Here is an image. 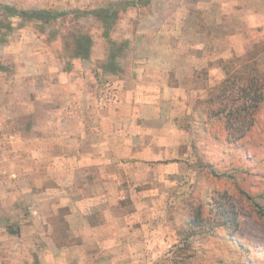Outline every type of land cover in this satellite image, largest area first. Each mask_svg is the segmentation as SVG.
<instances>
[{
    "label": "rangeland",
    "instance_id": "374dc122",
    "mask_svg": "<svg viewBox=\"0 0 264 264\" xmlns=\"http://www.w3.org/2000/svg\"><path fill=\"white\" fill-rule=\"evenodd\" d=\"M120 1L127 0H0V4L71 11ZM261 2L151 0L119 9L107 32L89 15L67 16L43 28L14 18L12 29L1 27L0 70L13 74V63H39L41 68L33 72L41 76L50 74L45 72L50 66L62 71L74 59L81 60L77 71H84L92 97L80 78L75 79L76 93L82 104L92 102L97 108V118L88 113L85 120L103 123V129L89 131L93 141L86 148L101 149L105 155L113 150L119 157L113 163L98 160L91 169H112L120 184L117 193L109 195L118 205L106 210L116 236L109 251L97 249V264H219L223 251L232 252L228 237L238 239L249 256L264 264V217L258 212V205L264 206V111L243 136L239 132L233 138L224 135L223 119L205 113V100L227 73L264 72ZM75 28L92 36L88 59L67 54L65 40ZM121 44L122 50L115 48ZM112 50L118 52L116 71L109 68ZM249 52L257 62L254 70L244 66L249 57L241 59ZM45 84L38 80L32 88L45 92ZM60 97L59 104L67 103ZM33 100L37 107L51 103ZM43 120L39 115L38 121ZM23 123H30L27 116ZM92 142L97 147L90 148ZM71 148L68 145L66 151ZM223 205H233L237 212L238 229L232 237L219 226L216 207ZM198 208L205 222L192 227ZM64 214L63 210L57 214L60 230L65 227ZM94 218L102 221L103 214ZM192 229L195 235L186 241Z\"/></svg>",
    "mask_w": 264,
    "mask_h": 264
},
{
    "label": "crops",
    "instance_id": "0c3cea01",
    "mask_svg": "<svg viewBox=\"0 0 264 264\" xmlns=\"http://www.w3.org/2000/svg\"><path fill=\"white\" fill-rule=\"evenodd\" d=\"M13 64V74L0 70V264H97V249L109 251L116 236L106 210L118 205L109 195L120 184L112 169H91L98 160L113 163L119 157L113 150L105 155L86 148L93 141L89 131L103 129V123L85 120L88 113L97 118V108L82 104L76 93L75 79L80 78L92 97L84 71H77L81 60L62 71L50 66L45 71L50 74L41 76L34 73L39 63ZM38 80L46 83L45 92L33 90ZM60 95L67 103H58ZM33 99L51 103L37 107ZM24 116L30 123H23ZM68 145L72 151H66ZM97 145L89 143L90 148ZM60 210L65 211L63 230L57 228ZM97 213L103 214L102 221L95 220Z\"/></svg>",
    "mask_w": 264,
    "mask_h": 264
},
{
    "label": "trees",
    "instance_id": "16d2710c",
    "mask_svg": "<svg viewBox=\"0 0 264 264\" xmlns=\"http://www.w3.org/2000/svg\"><path fill=\"white\" fill-rule=\"evenodd\" d=\"M139 3L150 4L151 0H127L106 7H99L90 10L74 9L71 11H56L50 9L23 10L13 5L0 4V29L1 27H6L9 30L12 29L13 26L11 20L14 18L19 19L21 24L34 22L36 24H41V28H43L44 25L63 19L67 16H74L79 19L82 16L89 15L100 20L105 26L107 32L109 31L110 26L117 20L119 9L124 10L129 6H136ZM2 40L3 36L0 37V42H2ZM109 41L112 40L109 38ZM112 42L115 43V41ZM92 46V36L80 28H75L70 33V37H67L65 40V49L67 50L68 56L72 58H90ZM122 47V44L118 45V47L115 45V48H118L119 50H122ZM252 52L245 54L241 59L244 60L249 57L247 59L250 60L249 63L244 66L254 70V67L256 68L257 66V62ZM117 56V50L114 52L112 50L111 55H109L111 58L109 68L114 69V71L117 70L115 65ZM238 60L240 59H237V61ZM102 66L104 67L103 70L106 71L107 65L103 64ZM205 102L207 104L206 108H208L205 113H210L212 116L221 118L225 121V136L233 138L239 132L240 136H243L249 130V127H252L256 123V115L258 113H263L264 111V72L258 71L255 74L250 75L247 70H236L230 75L227 73L226 78L218 86V89L215 92H212ZM216 108L218 110L214 113ZM239 123H242V127L238 125ZM205 205L208 206L210 203L206 202ZM258 208V212L264 217V206L258 205ZM201 213L202 208H198L196 217L191 223L192 227L199 226L205 222L204 218L201 217ZM216 213L217 217L221 219L219 226L224 228L230 237L234 236L238 229V221L236 219L237 212L235 207L233 205L216 207ZM193 235H195V233L192 229L190 235L187 236L186 241H188ZM226 241L229 242L232 252L223 251V256L218 259L219 264H259L256 257L248 255L249 251L247 247L239 243L238 239L228 237V240ZM217 243V246L219 247L220 242ZM244 256H247V258L245 259ZM185 259L182 260L186 261Z\"/></svg>",
    "mask_w": 264,
    "mask_h": 264
}]
</instances>
